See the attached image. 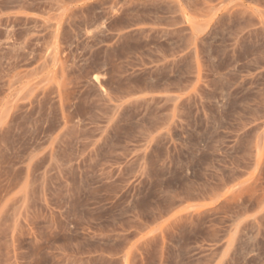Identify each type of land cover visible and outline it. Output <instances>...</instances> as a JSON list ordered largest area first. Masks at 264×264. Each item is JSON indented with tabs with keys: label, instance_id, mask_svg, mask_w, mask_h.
Returning a JSON list of instances; mask_svg holds the SVG:
<instances>
[{
	"label": "rangeland",
	"instance_id": "374dc122",
	"mask_svg": "<svg viewBox=\"0 0 264 264\" xmlns=\"http://www.w3.org/2000/svg\"><path fill=\"white\" fill-rule=\"evenodd\" d=\"M0 264H264V0H0Z\"/></svg>",
	"mask_w": 264,
	"mask_h": 264
}]
</instances>
